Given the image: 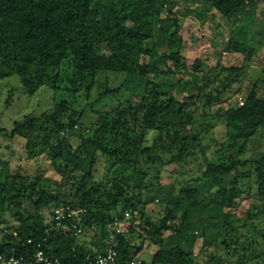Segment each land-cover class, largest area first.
Segmentation results:
<instances>
[{"label":"trees","instance_id":"1","mask_svg":"<svg viewBox=\"0 0 264 264\" xmlns=\"http://www.w3.org/2000/svg\"><path fill=\"white\" fill-rule=\"evenodd\" d=\"M257 3L0 0V79L17 76L29 95L61 86L75 96L25 115L10 131L0 129L26 160L41 158L54 176L12 172L0 159V253L30 257L42 250L62 264H88L105 254L114 232L116 264L137 256L139 264H194L197 238L206 264H229L220 250L236 252L237 264L261 257L244 245L257 244L256 233L244 236L240 247L236 240L248 222L264 217V152L244 157L250 141L264 132V90L259 94L255 86L264 88V79L255 81L242 104L239 97L225 104L222 95L243 67H226L220 59L214 66L195 60L188 67L179 22L190 13L200 23L220 15L228 27L223 51L249 63L257 44L264 45V32L249 23ZM159 45L166 50L162 55ZM109 75L123 78L112 87L101 80ZM94 87L98 93L91 101ZM78 97H84L82 107ZM106 99L114 106L101 107ZM194 99L202 102L203 119L206 108L218 105L223 140L194 130ZM86 112L96 115L90 126L82 122ZM171 165L178 166L179 186L158 182ZM244 184L255 186L257 196L238 217ZM59 206L81 211L59 226L41 217L42 210L52 215ZM71 223L81 227L79 235L68 230ZM84 234L92 236L88 245L77 242ZM145 243L156 247L149 261L139 256Z\"/></svg>","mask_w":264,"mask_h":264},{"label":"rangeland","instance_id":"2","mask_svg":"<svg viewBox=\"0 0 264 264\" xmlns=\"http://www.w3.org/2000/svg\"><path fill=\"white\" fill-rule=\"evenodd\" d=\"M258 3L255 6V13L250 18V26L255 32L263 33L264 28V0H257ZM180 30L183 39V47L181 55L184 57L188 67L192 65L195 60L204 62L208 66H214L216 60L220 59V63L226 67H243V72L238 76L237 81H233L230 86L227 87L226 92L222 95L225 104L235 103V100L245 96V94L253 88L255 81L264 79V45H258L257 54L252 58L249 63L243 61L241 54H231L223 51V44L227 39L228 27L220 15L215 14L214 20H209L200 23L198 19L194 17V14L190 13L184 18H180ZM258 41L260 40L259 37ZM216 44V47L214 45ZM157 51L160 55L165 53V47L159 45ZM224 75V74H223ZM121 75L117 76H102V82L107 79L109 85L116 87L122 80ZM185 78H188L186 75ZM162 76L154 77V80H162ZM256 90L259 94L263 93V85L257 83ZM211 88V87H210ZM210 88H207L205 92H208ZM98 93V87H94L91 93L90 100H95ZM75 96L66 91L64 87L51 89L46 86L40 87L33 95L25 93L21 87L19 78L17 76H11L9 78L0 79V129L10 131L13 123L20 120L22 117L28 114L39 115L44 111H47L52 107L55 101L60 99L72 100ZM121 99H126L127 94L122 93ZM75 99V98H74ZM80 107L85 103L84 97L77 98ZM105 104L110 107L114 106V102L110 99H106ZM195 105H190L189 109L194 111L198 116L195 121V131L205 135L207 139L223 140L225 137L224 126L221 115L218 113V105L214 104L210 109L206 108L207 117L202 118L203 107L202 102L198 99H194ZM224 104V105H225ZM222 105V104H221ZM96 119V115L92 112H86L82 118V122L85 126L92 125ZM154 134L149 133L147 144H151ZM264 152V132H261L255 136L249 143L248 149L244 157L251 158L255 155H259ZM0 159L8 161L10 170L12 172L28 173L30 175L43 174V176L54 177L48 171L47 163L39 158V160H26L22 156L20 146L15 142L12 143L8 140L3 133L0 132ZM190 169H194L195 164L190 165ZM178 170V166L171 165L168 168L160 171V178L158 182L161 184L171 182L177 186L181 178L175 174L174 171ZM101 173V171H100ZM191 171L188 173L190 174ZM196 173V171H192ZM147 175L150 179L155 175V171L152 168L147 169ZM59 180L58 177H55ZM153 184H156V180H152ZM250 184L242 185L243 192L240 196V210L236 211V215L241 217L245 210L249 208L253 199L257 196L255 192V186L251 187ZM254 197V198H253ZM41 217L45 221H49L50 212L48 209H44L40 213ZM254 222V225L251 224ZM253 222H248V226L245 229L239 230V237L236 240V245L240 247V243L244 241L246 237H250L252 234L258 235L256 237L257 244H249L245 240L246 247L250 246L254 248L257 254L261 253L257 260H247L245 264H261L264 263V217L260 216ZM122 226H118L121 228ZM263 236V237H262ZM85 242L88 245L92 241V236L86 234L77 237V242ZM202 240L197 238L191 250L194 264H206L201 251ZM232 247V246H231ZM234 247V246H233ZM156 250V247L150 243H145L140 253V257L145 261L151 259L152 254ZM230 252V251H228ZM220 254L225 258L229 264H237L239 255L236 252H232L231 255L225 254L224 250H220Z\"/></svg>","mask_w":264,"mask_h":264},{"label":"built area","instance_id":"3","mask_svg":"<svg viewBox=\"0 0 264 264\" xmlns=\"http://www.w3.org/2000/svg\"><path fill=\"white\" fill-rule=\"evenodd\" d=\"M239 104H242V100L240 97L238 98ZM81 210H73L68 206H59L55 208L50 215L48 223L52 225L59 226L61 221L65 218H72L75 214L79 213ZM129 213L125 212L124 216L128 217ZM118 228V226H117ZM115 229V228H114ZM69 231H73L75 235H79L81 233V227L75 223H71L68 227ZM118 230H116L117 232ZM114 232L110 233V237L107 240V244L109 247L106 249L105 254L98 255L93 261H90L88 264H116L115 257H116V245L117 242L114 238ZM140 259L137 256L133 260H131L128 264H139ZM0 264H62V262L58 258L50 257L44 254L42 250H37L32 256H4L0 253Z\"/></svg>","mask_w":264,"mask_h":264}]
</instances>
